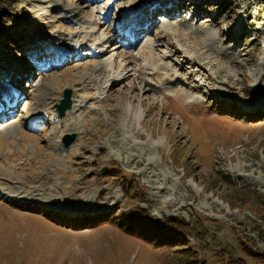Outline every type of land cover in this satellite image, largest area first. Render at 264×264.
I'll return each mask as SVG.
<instances>
[{
  "label": "rangeland",
  "instance_id": "1",
  "mask_svg": "<svg viewBox=\"0 0 264 264\" xmlns=\"http://www.w3.org/2000/svg\"><path fill=\"white\" fill-rule=\"evenodd\" d=\"M0 187V264H264V0H0ZM141 214L178 247L120 228Z\"/></svg>",
  "mask_w": 264,
  "mask_h": 264
},
{
  "label": "bare ground",
  "instance_id": "2",
  "mask_svg": "<svg viewBox=\"0 0 264 264\" xmlns=\"http://www.w3.org/2000/svg\"><path fill=\"white\" fill-rule=\"evenodd\" d=\"M194 1H195V3H198L201 0H194ZM174 6H176L177 8H180L179 5L176 3H174ZM167 9H168V14H169L170 13L169 10L171 9V6ZM184 31L189 32L192 35L195 33V30L188 24H187V26L184 27ZM123 34H125V33H123ZM206 36L209 37L210 35L208 33H206ZM6 131L5 132L7 134V137L10 136L11 131H9V129ZM137 136H138L137 133L133 134L132 132L126 130L124 122H123V123H120V126H118V128L115 131L110 133L109 143L115 144L117 149H119L120 152L122 154H124L125 162H129L130 159H139V158L144 156L146 161H147V164L145 166V169L141 170V172L142 173L144 172L147 174L146 178H148L149 181L155 182L156 180H158V178H161L162 180H166V179L170 178L171 181L173 182L172 185H165V186L158 187L156 189L154 188V189L157 190V192H159V190H161L163 192L159 196V197L163 198L162 202H168V203L174 204L173 201H175L174 193H175L176 183H175V178H173V174H172L173 172L168 170L167 168H161V167H158V170H157L156 167L154 166V164H156L158 162V158L156 156V151L154 149V144L152 142H150V140H148V142L138 141V140H136ZM117 158H119L118 154H117ZM192 187L194 188L195 192H197V193L200 192L193 185H192ZM0 190H2L1 187H0ZM4 194H6V193H4ZM34 200L35 199H33V201H30V204L42 205V204L46 203L47 198L41 199V201H40L41 203L38 202L37 200L36 201H34Z\"/></svg>",
  "mask_w": 264,
  "mask_h": 264
},
{
  "label": "trees",
  "instance_id": "3",
  "mask_svg": "<svg viewBox=\"0 0 264 264\" xmlns=\"http://www.w3.org/2000/svg\"><path fill=\"white\" fill-rule=\"evenodd\" d=\"M115 170H118V169L116 167H112V168L107 167L104 170V173H107L108 176H118V174H111L112 171H115ZM121 177L123 176L121 175ZM146 217H147L146 215L143 216L142 214L137 215L136 217H134L133 223L130 222L129 223L130 225L122 224L120 228H122L125 233L135 236L141 241L154 245L157 248L158 247L159 248L178 247L181 241L176 242V240L172 241L169 238H164V233L155 237L154 234L158 233V231L161 232L162 228L160 227L158 228L159 222H156L157 220H152V219L145 220ZM161 237H163V239H161ZM244 252L249 253L248 251H244ZM180 255L185 258L183 264H197L195 260L189 258L187 255L186 256L184 254H180ZM257 256L262 260V263H264V254L258 253Z\"/></svg>",
  "mask_w": 264,
  "mask_h": 264
},
{
  "label": "water",
  "instance_id": "4",
  "mask_svg": "<svg viewBox=\"0 0 264 264\" xmlns=\"http://www.w3.org/2000/svg\"><path fill=\"white\" fill-rule=\"evenodd\" d=\"M71 92L69 89H65L62 94V99L59 100V103L55 105L56 112L59 116V118H62L65 116L66 111H69L71 109ZM74 135H64L61 143L64 148H67L70 146L74 141Z\"/></svg>",
  "mask_w": 264,
  "mask_h": 264
}]
</instances>
